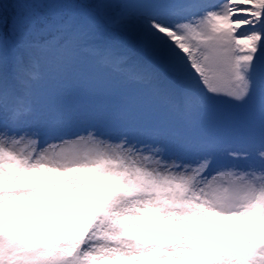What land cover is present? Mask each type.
<instances>
[{"label":"snow or ice","instance_id":"1","mask_svg":"<svg viewBox=\"0 0 264 264\" xmlns=\"http://www.w3.org/2000/svg\"><path fill=\"white\" fill-rule=\"evenodd\" d=\"M0 264H264V0H0Z\"/></svg>","mask_w":264,"mask_h":264}]
</instances>
